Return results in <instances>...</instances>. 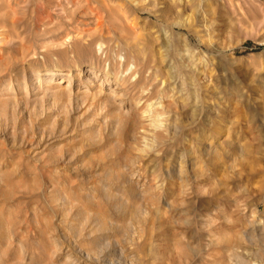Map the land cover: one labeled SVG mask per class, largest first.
Wrapping results in <instances>:
<instances>
[{
    "label": "rangeland",
    "instance_id": "374dc122",
    "mask_svg": "<svg viewBox=\"0 0 264 264\" xmlns=\"http://www.w3.org/2000/svg\"><path fill=\"white\" fill-rule=\"evenodd\" d=\"M0 152V264H264V0H0Z\"/></svg>",
    "mask_w": 264,
    "mask_h": 264
},
{
    "label": "bare ground",
    "instance_id": "6f19581e",
    "mask_svg": "<svg viewBox=\"0 0 264 264\" xmlns=\"http://www.w3.org/2000/svg\"><path fill=\"white\" fill-rule=\"evenodd\" d=\"M54 75H55V73L53 71H51V73L48 74V76H50V77H52ZM0 155H1V152H0Z\"/></svg>",
    "mask_w": 264,
    "mask_h": 264
}]
</instances>
